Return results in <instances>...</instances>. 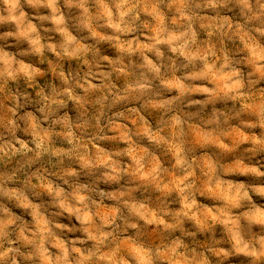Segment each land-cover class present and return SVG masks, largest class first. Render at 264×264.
I'll use <instances>...</instances> for the list:
<instances>
[{
  "label": "clouds",
  "instance_id": "obj_1",
  "mask_svg": "<svg viewBox=\"0 0 264 264\" xmlns=\"http://www.w3.org/2000/svg\"><path fill=\"white\" fill-rule=\"evenodd\" d=\"M0 264H264V0H0Z\"/></svg>",
  "mask_w": 264,
  "mask_h": 264
}]
</instances>
